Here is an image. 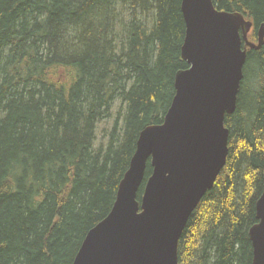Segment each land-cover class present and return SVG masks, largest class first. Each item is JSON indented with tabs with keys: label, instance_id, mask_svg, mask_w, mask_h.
<instances>
[{
	"label": "trees",
	"instance_id": "16d2710c",
	"mask_svg": "<svg viewBox=\"0 0 264 264\" xmlns=\"http://www.w3.org/2000/svg\"><path fill=\"white\" fill-rule=\"evenodd\" d=\"M212 2L244 14L256 43L264 0ZM180 5L0 0V264H72L108 215L140 132L162 124L174 76L188 68ZM243 75L225 118L226 165L187 222L178 264H252L248 231L264 183V45L248 50ZM111 120L106 145L95 148L98 125ZM151 172L148 163L145 180Z\"/></svg>",
	"mask_w": 264,
	"mask_h": 264
},
{
	"label": "water",
	"instance_id": "95a60500",
	"mask_svg": "<svg viewBox=\"0 0 264 264\" xmlns=\"http://www.w3.org/2000/svg\"><path fill=\"white\" fill-rule=\"evenodd\" d=\"M180 10V56L188 68L174 76L162 124L140 132L110 212L87 233L72 264H178L187 222L226 165L225 118L237 107L247 49L264 45V24L251 43L252 22L240 13L220 11L212 0H181ZM255 217L252 264H264V183Z\"/></svg>",
	"mask_w": 264,
	"mask_h": 264
},
{
	"label": "rangeland",
	"instance_id": "374dc122",
	"mask_svg": "<svg viewBox=\"0 0 264 264\" xmlns=\"http://www.w3.org/2000/svg\"><path fill=\"white\" fill-rule=\"evenodd\" d=\"M252 68V66H250V69ZM249 85V82L246 84ZM113 124V120L111 121H104L101 124L98 125L97 131H96V136H97V141L98 143L102 141H104V143L106 144L107 139H102L104 138L105 135V131L108 129V131H110L111 127Z\"/></svg>",
	"mask_w": 264,
	"mask_h": 264
},
{
	"label": "bare ground",
	"instance_id": "6f19581e",
	"mask_svg": "<svg viewBox=\"0 0 264 264\" xmlns=\"http://www.w3.org/2000/svg\"><path fill=\"white\" fill-rule=\"evenodd\" d=\"M180 12H181V10H180ZM240 14H242V13H240ZM244 17H245V15L244 14H242ZM264 24V23H263ZM186 70V69H185ZM106 143H107V141H106ZM100 145H106L104 142L101 144V143H98V141L96 140L95 141V148H98Z\"/></svg>",
	"mask_w": 264,
	"mask_h": 264
}]
</instances>
